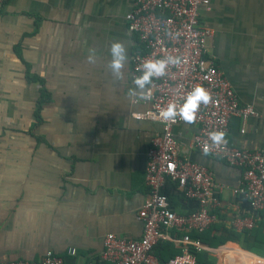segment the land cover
Returning <instances> with one entry per match:
<instances>
[{"label": "crops", "instance_id": "1", "mask_svg": "<svg viewBox=\"0 0 264 264\" xmlns=\"http://www.w3.org/2000/svg\"><path fill=\"white\" fill-rule=\"evenodd\" d=\"M132 3L0 4V262L37 260L48 249L67 257L75 248L72 259L83 263L98 257L108 233L140 237L136 214L149 191L147 149L161 124L131 114L142 109L131 104V59L139 49L125 22ZM200 21L214 30L209 51L240 104L261 114L246 121L243 133L241 118L234 116L226 141L264 149V0H210ZM115 41L128 55L122 80L108 68ZM92 52L95 63L87 59ZM41 88L48 99L40 102V122L33 127ZM173 132L181 156L208 167L225 187L218 191L221 203L210 234L225 237V243L211 247L201 242L204 248L198 252L214 264H255L256 256H264V211L253 212L247 199L233 192L242 170L193 148L196 125L177 124ZM164 191L177 212L196 206L170 183ZM250 216L262 230L259 241L250 237L252 249L246 250L250 229L235 220Z\"/></svg>", "mask_w": 264, "mask_h": 264}, {"label": "built area", "instance_id": "2", "mask_svg": "<svg viewBox=\"0 0 264 264\" xmlns=\"http://www.w3.org/2000/svg\"><path fill=\"white\" fill-rule=\"evenodd\" d=\"M5 1L0 0V4ZM209 3L210 0H133L125 13L127 30L139 43L131 59L132 83L146 71L143 64L149 60L172 56L181 61L168 65L164 76L153 77L152 84L145 86L151 100L131 96L132 105L142 106L141 110L132 111V117L161 124V131L152 135L147 149L145 182L149 191L136 214L142 224L140 237L126 238L108 233L98 257L83 263L72 259L76 249L71 248L67 257L48 249L37 260L12 259L0 264H197L190 248L196 251L204 248L198 235L217 221L215 209L221 203L218 191L225 187L214 179L208 167L181 156V145L173 126L185 122L179 117L174 122H164L159 117L170 103H175L179 109L196 86L207 89L213 102L207 106L202 104L197 112L194 123L197 132L191 139L193 148L240 168L241 180L233 192L242 194L253 212L264 211V149H249L229 142L213 145L209 138L213 131L227 134L234 116L241 118L242 133L249 118L261 117L252 105L240 104L230 81L209 51L207 40L214 30L200 21L201 9L209 8ZM167 183L194 201V209L186 213L175 211L164 192ZM235 221L250 229L255 217H238ZM165 240L175 241L181 251L162 263L155 248ZM254 262L264 264V256H256Z\"/></svg>", "mask_w": 264, "mask_h": 264}, {"label": "clouds", "instance_id": "3", "mask_svg": "<svg viewBox=\"0 0 264 264\" xmlns=\"http://www.w3.org/2000/svg\"><path fill=\"white\" fill-rule=\"evenodd\" d=\"M111 61L108 64L112 75L117 80H122L124 78L123 69L128 59L127 50L122 42L115 41L110 46ZM89 63H95L96 58L94 52L88 56ZM179 57L168 56L161 60H149L143 64V68L146 69L143 75H139L134 78L133 84L135 89L132 91L131 95H139L142 100H151L152 96L150 93L145 91L146 85L152 84V78H160L166 74V69L168 65L179 64ZM137 90H140L138 93ZM213 102V97L211 93L205 89L203 86H196L187 95L183 105L177 109L175 103H170L166 109L159 113V117L162 121L174 122L177 117L183 120L186 124L192 125L196 122L197 112L200 106L203 104L207 106ZM226 132L224 131H213L209 133V138L213 145H223L226 144Z\"/></svg>", "mask_w": 264, "mask_h": 264}, {"label": "trees", "instance_id": "4", "mask_svg": "<svg viewBox=\"0 0 264 264\" xmlns=\"http://www.w3.org/2000/svg\"><path fill=\"white\" fill-rule=\"evenodd\" d=\"M28 74L29 73L27 72V78L30 79V76ZM32 78H34V77H32ZM47 99H48L47 92L45 91L44 88H41L39 102L37 103L36 111H35V117H36L37 121L33 127H35L36 124L40 122V117L38 114V111L41 108L40 102L46 101ZM164 192L166 193V191H164ZM261 227H262V224L257 225V227L254 224L253 227L250 228V231H248L249 237L245 238V243H244V248L246 250L252 249V246L250 244L252 242V239L250 237L255 238V241L260 240L258 238V233L262 230ZM211 230H212V227L210 226L209 228H207L206 230H204L203 232H201L198 235L201 242H203V243H205L211 247H217V246L225 243V237H216V236L214 237V236L210 235ZM190 250L195 254L197 264H214V262L212 261V258L208 254L198 252L193 247H191ZM180 251H181L180 248L175 247L173 245V243L170 241H162L155 248V252H156L157 256L159 257V259L162 263L167 261L170 257L180 253Z\"/></svg>", "mask_w": 264, "mask_h": 264}]
</instances>
